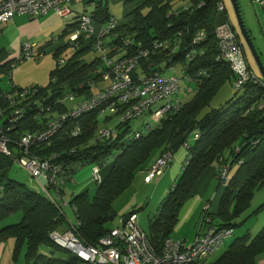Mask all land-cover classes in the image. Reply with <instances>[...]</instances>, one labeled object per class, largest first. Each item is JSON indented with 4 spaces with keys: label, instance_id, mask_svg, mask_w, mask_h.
Listing matches in <instances>:
<instances>
[{
    "label": "trees",
    "instance_id": "obj_1",
    "mask_svg": "<svg viewBox=\"0 0 264 264\" xmlns=\"http://www.w3.org/2000/svg\"><path fill=\"white\" fill-rule=\"evenodd\" d=\"M103 1L95 2L91 13L95 28L100 30L112 20ZM219 2L221 0H192L191 7L173 11L164 0H145L126 14L124 20L117 21L118 25L101 40L109 59H122L134 54L137 48H146L155 41L179 44V51L171 64L177 65L180 71L181 67L187 66L181 79L189 78L194 91L190 100L180 102L179 108L169 112L170 115L158 127L146 132L144 126H141L138 130L141 136L136 139L129 123L118 125L117 140L92 143L93 135L100 126L99 114L93 112L81 117L79 122L83 131L78 137L60 135L49 145H43L39 147L41 149L34 151L41 157L57 154L58 162L70 167L65 183L71 180L76 164H96L99 168L110 164V171L96 188L93 198L85 191L71 197L68 203L75 219L74 224L68 227L84 245H97L114 227V201L131 186L135 173L146 163L157 142L165 134L168 136L166 142L171 143L170 147L174 146L173 151L182 146L180 140L185 136H192L193 142L187 144V161L182 174L161 202L159 213L150 220L148 236L157 250H160L165 239L170 238L182 206L207 168L215 167L219 171L223 163L230 172L234 166L238 167L225 184L218 213L213 217L220 222L218 228L234 229L237 226L234 221L249 209L254 194L264 188V108L259 109L264 104V88L250 84L246 86V93L242 98L229 100L226 106L208 109L204 113L219 90L226 84L231 87L234 78L227 65L217 60L214 31ZM144 8H147L145 13L142 12ZM76 26L71 31L74 32ZM198 32L203 33L205 39L201 44L193 45V37ZM125 42L128 46L123 45ZM96 43L94 38H81L72 56L49 73L48 87L35 86L39 91L32 99L41 106L48 100L57 99L65 92L75 89L79 83L87 80L98 82L101 72L105 71L102 56L99 54V57L90 62L83 60L85 55L97 51ZM114 47L120 50L116 51ZM193 49L197 51V55L187 62L185 53ZM62 51L60 49L53 54L56 61ZM166 55L167 52H162L142 59L137 69L138 74H149L155 67L162 74L166 73L165 69L169 65ZM7 58L8 53L0 50V78L11 74L9 65L12 60L6 61ZM199 72H204L205 75L197 76ZM85 94L88 96L89 91H85ZM28 101L30 100L16 103L14 108H21ZM7 106V102L0 98V111L3 113L0 126L16 157L19 137L41 129L47 117L46 114H22L11 131H6V116L12 111ZM111 119L106 118L102 123H109ZM170 147L166 149L170 150ZM13 159L0 154V243L9 239L14 241L11 256L13 264L18 262L22 252L23 264L83 263L51 241L50 234L65 224V215L57 207V200L52 194L47 196L37 193L10 177ZM217 184L219 186L218 181ZM261 210H264V205L257 208L253 215ZM15 214L21 215L18 223L1 227ZM42 248H47V252L43 253ZM262 251L264 227L251 240L248 236L234 240L216 261L196 264H254L257 254Z\"/></svg>",
    "mask_w": 264,
    "mask_h": 264
},
{
    "label": "built area",
    "instance_id": "obj_2",
    "mask_svg": "<svg viewBox=\"0 0 264 264\" xmlns=\"http://www.w3.org/2000/svg\"><path fill=\"white\" fill-rule=\"evenodd\" d=\"M73 0H1L0 1V25L10 22L17 15H24L30 18H39L49 12H54L59 18L72 16L70 5ZM258 5L264 9V0H259ZM185 7L184 9H186ZM217 11L224 12L221 2L217 4ZM75 33L71 36L69 45L73 51L79 46V40L94 38L97 40L96 50L102 56L105 71L101 72L100 80H87L79 83L75 89L65 92L61 97L48 100L41 106L38 101L33 100L39 89L36 87L16 88L11 87L7 92H2L0 98L7 102L8 108L12 109L6 116V131H11L13 124H17L22 114H46L47 121L41 129L33 133H25L17 141V156L9 150V139L4 135L0 126V154L8 158H14V164L21 168L28 175L34 187L31 190L37 193H44L50 196L49 187L58 190V182L64 184L67 181L70 167H65L58 162L57 154H50L41 157L35 154L39 147L47 145L52 139L60 135H69L73 138L81 134L80 119L86 114L97 113L100 119H116L117 124L111 127L98 128L92 139V143L103 141H115L119 136L116 126L131 123L139 119L145 112H151V107L166 101L159 106L155 112H151V118L158 122L175 111L180 106V101L171 104V98L175 96L180 88L183 79L173 75L177 65H172L174 55L179 51V44L170 41H155L146 48H137L135 53L122 59L107 58L101 40L118 22L111 20L107 27L98 32L95 31L93 18L85 13L77 18ZM70 32H73L70 30ZM215 38L217 41V60L223 61L233 74L232 89L240 91L246 86L253 84L264 87V81L256 76L249 67L246 53L239 41L238 35L234 32L230 22L224 21L215 27ZM205 39L203 33H196L193 37V45L201 44ZM125 42L123 45L128 46ZM116 51L120 48L114 47ZM167 52L166 73L163 75L155 67L153 72L138 74L139 63L142 59H148L155 54ZM202 54V53H201ZM197 51L189 50L185 53V60L192 61ZM43 52L34 45L26 43L22 46L17 56L10 62L9 69L15 70L21 62L36 59L39 60ZM64 60L58 64L62 66ZM187 66L181 67V72ZM205 75L199 72L197 76ZM11 75H8L10 79ZM187 80V78H185ZM191 83V80L188 79ZM105 84H107L105 86ZM100 85V87H99ZM89 88V89H87ZM96 88L97 91L94 92ZM85 91L89 95L85 96ZM193 93V89H188ZM85 94V95H84ZM33 98V99H32ZM28 101L23 107L14 108L16 103ZM66 102H71V107H66ZM27 109V110H25ZM33 113H32V112ZM0 111V117H2ZM153 115V116H152ZM144 131L150 130L146 124ZM141 136L140 131L134 132V138ZM197 138V136H196ZM173 155L170 150L161 153L159 159L148 170L144 181L151 182L163 174L172 161ZM83 167L76 164V171ZM74 174V173H73ZM221 180H227L226 171L222 169L219 176ZM216 177L218 180L219 178ZM94 181H99L98 176L93 175ZM56 185V186H55ZM225 185V184H224ZM2 188L0 187V192ZM56 196H59L55 192ZM207 209V207H206ZM206 224L204 230L197 233L191 245L186 246L182 241L165 239L160 250H157L150 242L149 236L141 230L137 224L135 213L118 220L117 225L105 234L95 246H86L78 238L69 232L59 233L54 231L50 234L51 241L57 246L67 250L72 255L86 264H196L203 262L209 256L214 255L234 235L231 228H218L210 225L208 217L203 219Z\"/></svg>",
    "mask_w": 264,
    "mask_h": 264
},
{
    "label": "rangeland",
    "instance_id": "obj_3",
    "mask_svg": "<svg viewBox=\"0 0 264 264\" xmlns=\"http://www.w3.org/2000/svg\"><path fill=\"white\" fill-rule=\"evenodd\" d=\"M76 1L81 2L82 0H76ZM97 1L98 0H93L94 3ZM126 1L125 0H104L103 2H104V5L107 6V9H108L110 16L113 17V19H115L116 21L121 22L122 20H124L125 12L132 9L134 7V5H136L140 0L136 1V2L134 0H126ZM167 1L172 4L173 10L181 7V5L184 6L185 3L188 4L190 2V0H185V2H183L184 0H167ZM222 1H223V5H224V12H220V13L217 12L219 14V19L222 16L221 21L219 23H222V21L224 20L223 17L228 18V21L231 23L234 32L238 35L239 41L243 46V49L246 53V56H247V59L249 62L250 69L253 71V73H255V75H259L258 68L256 67V65L253 61L251 53L249 52L247 46L244 43L243 38L240 35L238 20H237V16H236V13H235V10L233 7V3L231 0H222ZM236 1L238 3L239 9H240V14H241L242 20L244 22V26L246 28L245 20H246L247 16L249 18L252 15L251 9H249L247 11L244 10V8H242V6L240 5V2L238 0H236ZM146 9L147 8H144V10L142 12H145ZM93 11H94V7H88L87 11L84 13L87 15H90ZM79 12L83 13L82 10ZM58 20L60 21V23L57 26L53 27L52 32L47 31L44 34L46 37L44 35L42 36V39H43L42 43H44L46 40H48L49 37L51 36V34L55 35L56 37L59 35L61 36L63 34L62 31L63 30L65 31L66 29L69 28V25L74 23V19L72 17L59 18ZM74 33L75 32H68L66 35L64 34L60 38V40H62L61 41L62 44H64V45L66 44V47L61 52L57 61L54 59V57L52 56L51 53H47L43 50V56L41 59H39V60L30 59V60L23 61L19 65H17V67H19V68L22 67L21 68L22 71L20 73V78L22 80H25L26 82L36 81L35 83H37L39 85V87L47 88L49 85V75H50L49 73H50V71H53L56 68V66L58 65V62L61 59L64 61L68 60L74 52L72 47L69 45V42L72 39L71 36ZM54 40H55L54 43L52 42V40H51V43L49 41L48 45H50V46L54 45L56 42L59 41L58 39H54ZM252 42L254 44V47H255L257 53L259 54L260 50H259V48H257L256 42H254V40H252ZM259 56H260V54H259ZM97 57H99V53L97 51L96 52L92 51L89 54L85 55L83 57V60L85 62H90V61H93ZM260 60H261L262 65H264V61H262L261 57H260ZM163 75H168V74L164 73ZM9 84H10V82H9L8 76H4V78L0 82V87H2V89H3L4 86H8ZM105 86H106V84H105ZM193 87L194 86L192 84H189L187 81L182 80L181 88H180L179 92L175 96H173L170 100L171 104L176 103V101H181V102L189 101L191 98V93H187V89L188 88L192 89ZM245 93H246L245 89H241L240 91H234L229 85L226 84L225 86H223L219 90L217 95L212 99L210 106L206 110H204V113L207 112L208 109H214V108L216 109V108H221L223 106H226L227 105L226 103L229 100H237L239 98H242L245 95ZM165 103H166V101L154 105L153 107H151V111L153 112V110H155L156 108H158L159 106H161ZM72 105L73 104L71 102H66V107H71ZM262 108H264V104H261L259 107V109H262ZM167 115H170V114H167ZM149 118H151V115L149 116V114L145 113L139 119L131 122L129 125L131 128V131L135 132V131H138L139 128H141V126H147L146 124H148V123H143V121L149 122V124H148V125H150L149 131L154 130L156 127L159 126V124L162 120L167 118V116L164 118H161L159 120V122L149 121ZM99 120H100L99 128H102L105 126L111 127V126H115L117 124L116 119H114V118H112L111 121L109 123H106V124L102 123L103 119H99ZM82 131H83V128L81 126V134H82ZM166 136H167V134L163 135L160 138V140L157 142V146L155 147L154 151L151 153L150 157L148 158V160L146 161L144 166H146L150 162L151 158L155 155V153H157V151L159 149L163 150L167 146V145L164 146L165 145L164 143H166V140H167ZM71 138H73V137H71ZM187 139H189V140L187 141ZM192 140H193L192 136H189V138H188V136H185L183 138V140H180L182 146H180V148L178 150L184 151V154H185L187 144H191L193 142ZM50 142L47 145H49ZM173 147L174 146L170 147V151L172 152V155H173V149H172ZM9 150L11 151L10 148H9ZM165 150H167V149H165ZM165 150H163V151H165ZM161 153H160L159 157L161 156ZM159 157L157 158V160L159 159ZM182 159H184V158H182ZM185 162H186V160H185ZM220 163H221V161H220ZM220 168L221 169L218 171L214 167V169H216L215 177L219 176L222 169H225V171H226V177H227L226 181L221 180L219 177H218L219 180L216 178L218 183H219L218 188H220L223 192V188L225 187L224 184H226L228 182L229 178H231L235 174L238 167L234 166L229 172V168H227L226 165L221 163ZM109 171H110V164H106L102 168H99L96 164H89V165L83 166L80 169H78V171L73 175V177L70 181H68L64 184H60L58 182L57 187L60 188L59 190H61V191L63 190V193H61V191H58V190L54 191L52 187L48 188L47 192L51 191V194L55 195L56 200H57L56 201L57 207L59 208V210H62V212L64 213L65 218H66L65 224L60 227L61 229L56 230V231H58L59 233L69 232L73 236H75L73 233V230H70L68 227L69 225H73L75 222L73 209L68 204L70 197L72 195H74V196L78 195L80 192L87 191L89 197L93 198L95 191H96V188L102 184L105 177H107ZM95 174L98 176L99 181L92 180V177ZM10 177L15 178L19 182L27 184L28 187H34V183L31 182V180L29 179V177L25 173V171H23L21 168H19L16 164H14L13 168L10 171ZM179 177L175 180V182H171L167 186V192L165 194H160V191L158 193L155 192L156 187H157V184L155 182L157 179L152 183L151 186H148V187H143V185H138L137 183H133L130 186V188L127 191H125L122 195H120L113 203V210H114V213L116 215L113 226L115 227L117 225V222L120 218L128 215L130 212L135 211L138 226L147 235L150 234L149 229H148V219L147 218H149V217L152 218L154 214L157 215L159 213L158 208L160 207L161 202L165 199V197L167 196V193H169V190L173 186V184H175L178 181ZM216 187H217V185L215 184V186H213L211 188L209 195L212 194V192L214 191V188H216ZM55 192H57L59 194V196H56ZM188 200H193L192 195H190ZM194 200H195V202H197V199H194ZM191 202H194V201H191ZM262 203H264V188H262L259 192L257 191L255 193L253 200L250 204V209H249L248 213L252 212L253 210H256ZM194 204L196 205V203H194ZM204 206L205 205H203L202 208H200V210H199V213L201 214V216L196 220V225L193 223L187 224L188 220L186 223L184 222V220L182 219V216L184 214V211H183L182 216L180 217L181 219H180L178 226L175 227V229L173 230L172 237H174V238L177 237V234L180 232L181 233H189L195 229L193 227L197 228L198 226H200L199 229L201 227H205L206 224L203 223V219L205 217L209 218L210 225L218 227L220 222L217 219L213 218L215 216L211 215L212 211H211V209L208 210V205H206L207 209ZM139 209H141V210H139ZM208 213H210V215ZM20 218H21L20 214L12 215L3 224L7 225V224L18 223ZM178 219H179V216H178ZM250 222H252L250 229L253 233L252 235L254 236L256 233H258L262 229V227H264V210H262L261 212L256 214V216H253L251 218ZM238 233H239V229H235V234H238ZM236 237L237 236L235 235L232 238L226 240L224 242L223 246L214 255L209 256L204 261L206 263H212V262L216 261L225 251H227V249L230 247V245H232V243L234 242ZM191 244H189V245H191ZM42 252L46 253L47 248H42ZM22 262H23V260L20 259L18 264H22ZM80 264H86V263H80Z\"/></svg>",
    "mask_w": 264,
    "mask_h": 264
},
{
    "label": "crops",
    "instance_id": "obj_4",
    "mask_svg": "<svg viewBox=\"0 0 264 264\" xmlns=\"http://www.w3.org/2000/svg\"><path fill=\"white\" fill-rule=\"evenodd\" d=\"M134 1L136 2L139 0H134ZM140 1L136 5H134V7L132 9L125 12L124 16L126 14H129L134 8L140 6L141 3H143L145 0H142L141 2ZM164 1L173 10L172 4L170 2H168L167 0H164ZM238 1L240 2V5L242 6V8H244V10L247 11V10L251 9L252 15L249 18L247 16V18L245 20L246 29L248 30V33L250 34V37L252 38V40H254V42H256V46L260 50L259 51L260 57H261L262 61H264V9L260 8V6L258 5L259 0H238ZM183 2H185V0ZM221 3L223 4L222 0H221ZM94 6H95V4H94L93 0H82L81 2H77L76 0H73L71 5H70V8L72 10L73 15L70 17H72L74 19V23L69 25V28L67 27L68 28V29H66L67 31L63 30L62 35H64V34L66 35L68 32H70L71 29L74 28V26L77 24V18L79 17L80 14H83L84 12H86L88 7H94ZM191 6H192V0H190V2L188 4L185 3L184 6L181 5V7L177 8L173 11H177V10L179 11L182 8L191 7ZM81 10L83 13L79 12ZM221 18H222V16H221ZM221 18L219 19V14L217 13V16L215 19V21H216L215 24H219V22L221 21ZM223 18H224V20L222 22L228 20L227 17H223ZM58 19H59L58 16L54 12H49L46 15L39 17V18H30V17L24 16V15H17L10 22H8L4 25H0V50H5L8 53V58L6 61L14 59L17 56V54L19 53V51L21 50L22 46L26 43L33 44L39 50H41V51L44 50L47 53H51L52 56L57 50H60V49L63 50L66 47V44L65 45L62 44V42H61L62 40H60L62 35L57 36L58 37L57 38L55 35L51 34L49 39L46 40L44 43H42L43 42L42 36L47 31L52 32L53 27L57 26L60 23V21ZM112 19H113V17H112ZM99 30H100V28H98V29L95 28L96 32H98ZM54 39H58L59 41L56 42L54 45H51V46L48 45L49 41L51 43V40L54 43L55 42ZM112 58L116 59V57H112ZM247 61H248V59H247ZM21 68L22 67H20V68L16 67L15 70H13L11 72V76L9 79V82H10L9 85L10 86L9 85L4 86L3 89H2V87H0L1 92H7L9 89H11V87H16V88H28V87H35V86L39 87V85L37 83H35L36 81L26 82L25 80H22L20 78V73L22 71ZM167 74L172 75V73H167ZM173 75H176L180 78L183 77V74L180 70H176L175 73H173ZM256 76H258L261 79L260 75H256ZM3 78L4 77L0 78V82L2 81ZM184 81H187L189 84H192L186 79ZM99 87H100V85H99ZM97 89L98 88H96L93 91L96 92ZM188 89H187V93H189ZM192 89L194 91V87ZM156 110H157V108L155 110H153V112H155ZM151 112H145V113L149 114V116H150ZM149 121H154V120L152 118H149ZM143 123L149 124V122H144V121H143ZM166 137L168 138V136H166ZM164 144H165L164 146H166V145L167 146L163 150H165L168 146L170 147V145H171V143H167V142ZM178 149H175L173 151L172 162L170 163L168 168H166L163 171V174L157 178H154L151 182L146 183L144 181V178H145L148 170L151 168V166L154 164V162L159 157L160 153L163 151L162 149H159L157 151V153H155V155L151 158L150 162L146 166L143 165L140 168V170L135 173L132 184L137 183L138 185H143V187H148V186H151L152 183L157 179L155 182L157 184L155 192L158 193L160 191V194H165L167 192V186L171 182H175V180L182 174L185 163H186L185 160L187 161V153L185 152V154H184V151H181V150L179 151ZM182 158H184V159H182ZM77 171H75V173ZM215 174H216V169H214L213 167H209L200 175V177L198 178L194 187L191 190V195H192L193 200H187L184 203V205L182 206V208L178 214L179 219L177 220V223L175 224L174 229H175V227L178 226L180 219H181L180 217L182 216L183 211H184V214L182 216V219L184 220L185 223L188 220L187 224L193 223L196 225V220L201 216V214L199 213V210H200V208H202L203 205H205L204 207H206V205H208V210L211 209V211H212L211 215L216 216V214L218 213V210H219V203H220V199L222 196V190L220 188H218L217 179L215 177ZM73 175L71 176V179H72ZM92 180H93V177H92ZM215 184L217 185V187L214 188V191L212 192V194L209 195L211 188L213 186H215ZM173 186H174V184H173ZM171 188H170V190H171ZM170 190H169V192H170ZM83 192H85V191H83ZM83 192H80V193H83ZM61 193H63V190ZM50 194H51V191H50ZM53 196L55 197V195H53ZM73 196L74 195H72L71 197H73ZM71 197H70V199H71ZM194 199H197V202H195ZM191 201H194V202H191ZM194 203H196V205ZM261 205H264V203H262ZM249 209H250V207H249ZM249 209L245 213H243L241 217H239L236 221H234V223L237 224V226L234 227V229H233L234 230L233 236L236 235L237 236L236 239L248 236L249 240H251V239H253V237H255L257 235V233H256L253 236L252 235L253 233L250 229L251 223H252V222H250V220L253 216H256V215H253V212L256 211L257 209L248 213ZM139 210H141V209H139ZM208 214L210 215V213H208ZM155 216L156 215L154 214L152 218H154ZM152 218H150V217L147 218L148 219V229H149L150 220ZM4 225L5 224H2L1 227H3ZM7 225H10V224H7ZM199 227L200 226H198L197 228L193 227L195 229L189 233H181L180 232L177 234V237H175V238L172 237V234H171L170 238L172 240L182 241L185 245L187 244L186 246H188L189 244H191L193 242V240L196 237L199 230L201 231V233L204 230V227H201L200 229H199ZM59 229H61V228H59ZM235 229H239L238 234H235ZM13 246H14V241L12 239H9L7 241L0 243V264H13L12 259H11ZM21 255L19 257V260L20 259L23 260V254H21ZM19 260L16 264L19 263ZM204 262L205 261H203V263ZM22 264H23V262H22ZM254 264H264V251L257 254Z\"/></svg>",
    "mask_w": 264,
    "mask_h": 264
},
{
    "label": "water",
    "instance_id": "obj_5",
    "mask_svg": "<svg viewBox=\"0 0 264 264\" xmlns=\"http://www.w3.org/2000/svg\"><path fill=\"white\" fill-rule=\"evenodd\" d=\"M231 1L233 3V7H234V10H235V13L237 16L240 35L243 38L244 43L247 46L249 52L251 53V56L253 58V61L256 65V67L258 68V72H259V75H260L262 81H264V65H262L261 60H260V56L254 47V44H253L252 39L250 37V34L248 33V30L244 26V22L242 20L241 14H240V9H239L237 1L236 0H231Z\"/></svg>",
    "mask_w": 264,
    "mask_h": 264
},
{
    "label": "bare ground",
    "instance_id": "obj_6",
    "mask_svg": "<svg viewBox=\"0 0 264 264\" xmlns=\"http://www.w3.org/2000/svg\"><path fill=\"white\" fill-rule=\"evenodd\" d=\"M251 85H253V84H251ZM254 86H256V85H254ZM259 87L264 88V87H262V86H259Z\"/></svg>",
    "mask_w": 264,
    "mask_h": 264
},
{
    "label": "clouds",
    "instance_id": "obj_7",
    "mask_svg": "<svg viewBox=\"0 0 264 264\" xmlns=\"http://www.w3.org/2000/svg\"><path fill=\"white\" fill-rule=\"evenodd\" d=\"M42 52H43V51H42ZM12 60H13V59H12ZM194 138H196V136H194ZM185 164H186V163H185ZM233 231H234V230H233ZM232 237H233V236H232ZM232 237H231V238H232Z\"/></svg>",
    "mask_w": 264,
    "mask_h": 264
}]
</instances>
